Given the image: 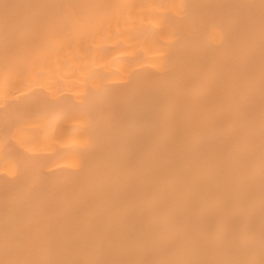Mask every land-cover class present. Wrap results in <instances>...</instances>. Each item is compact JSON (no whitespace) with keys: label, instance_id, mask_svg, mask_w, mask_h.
Listing matches in <instances>:
<instances>
[{"label":"bare ground","instance_id":"6f19581e","mask_svg":"<svg viewBox=\"0 0 264 264\" xmlns=\"http://www.w3.org/2000/svg\"><path fill=\"white\" fill-rule=\"evenodd\" d=\"M0 264H264V0H0Z\"/></svg>","mask_w":264,"mask_h":264}]
</instances>
